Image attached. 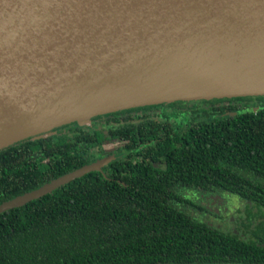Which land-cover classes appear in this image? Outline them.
<instances>
[{
  "label": "trees",
  "instance_id": "1",
  "mask_svg": "<svg viewBox=\"0 0 264 264\" xmlns=\"http://www.w3.org/2000/svg\"><path fill=\"white\" fill-rule=\"evenodd\" d=\"M225 100L144 107L201 112L198 123L118 122L116 131L131 133L121 155L0 212V264H158L187 255L254 261L258 243L192 216L186 209L203 206L177 189L230 193L244 201L246 228L264 223V98L256 108L251 97ZM151 131L165 135L149 144ZM78 134L59 130L1 148L0 203L93 161L99 142ZM154 160L165 167L153 168Z\"/></svg>",
  "mask_w": 264,
  "mask_h": 264
},
{
  "label": "water",
  "instance_id": "2",
  "mask_svg": "<svg viewBox=\"0 0 264 264\" xmlns=\"http://www.w3.org/2000/svg\"><path fill=\"white\" fill-rule=\"evenodd\" d=\"M252 95H264V0H0V149L124 108Z\"/></svg>",
  "mask_w": 264,
  "mask_h": 264
},
{
  "label": "flooded vegetation",
  "instance_id": "3",
  "mask_svg": "<svg viewBox=\"0 0 264 264\" xmlns=\"http://www.w3.org/2000/svg\"><path fill=\"white\" fill-rule=\"evenodd\" d=\"M246 97L253 98L252 105L256 108L258 107V104H261V101H262V100L258 101L257 98L259 97L264 98V95L231 96V97H217V98H207V99L199 98V99H187V100H180V101L188 103V104L199 102L198 105H203L205 107H208V105L211 104L210 102H207L208 100L217 99V100H221L225 102V101H228L225 99L246 98ZM175 101H172L169 103L163 102V104L170 105L171 103ZM152 105H159V104L129 107V108H124V109L117 110V111L97 114L95 116H92L88 123L79 125L77 122H70V123H66V124L53 128L51 132L56 133L60 130L63 133L68 134V136L71 137L72 139H74L76 136V131H79L80 132V134H78L79 137H83L84 140L92 139L95 142H99L100 144L99 146L98 145L96 146L97 148L92 149V151L89 152V154L94 157L93 161H96L97 159H100V158L110 157V156H112L111 160H113L116 156H119L122 154V147L123 145L126 144L125 139L126 137H129L131 134L130 131H125L124 133H119L118 131H116L118 128H120V126L117 124L118 122H122L123 120H125V121H135L136 123H139V122H147L149 120L154 119L157 121L163 120V121H168V122H176V125L174 126L176 127L177 124H179L180 122H186V121L193 122V123L202 122L203 118L205 117L204 115H202L201 112H195V111L187 113L185 111L180 112V111H172V110H163V109L153 110V109L144 108V107H149ZM132 109L133 110L140 109L139 111L136 112L137 116L135 118H131L127 120L123 118L119 120L110 118V116L114 113H121V112L129 111ZM226 112L229 115H234L236 113L235 111H226ZM136 128H130V129H136ZM151 132L153 133L150 136L151 140L147 139V142L153 145L157 143V140H160L165 135V134L164 135L157 134L158 132L156 133H154L153 131ZM169 133L172 134L173 131H170ZM135 134L138 139L140 138V136L142 137L141 133H139L138 128ZM139 146H141V143L139 144ZM111 160H109L108 162H110ZM156 166L165 167V162L154 160V162L152 163V167L154 168ZM177 189L180 192V194L185 195L182 190L186 188H177ZM188 189H190L192 192L197 191L193 187L188 188ZM216 192H223V191L218 190ZM186 210L192 216H195L198 219L206 222L208 225L213 226L208 221L202 219L201 215L193 213L192 209H186ZM194 210L201 214L200 211L203 209H194ZM245 217H246V212L244 209V213L242 217L240 218L241 220L239 221L240 225L242 226L241 233L235 232V230L229 231L220 226L219 227L213 226V227L220 228L226 232L235 233L239 235L240 237H242L243 239L253 240L254 242L258 243L261 246L260 253H259V256L256 259H254V261L238 262V261L232 260L231 258L229 259H219V258L201 259L198 256H194L192 258V257H187V256H190V255H187V256H179L177 258H172L170 260L157 261V263L159 262L158 264H264V223L262 222L260 223V220L256 222V220L258 219L256 220L254 219L253 223H251L248 226V228H246L242 222V221H245ZM256 224H258L259 227L256 226ZM255 231H257V235H255Z\"/></svg>",
  "mask_w": 264,
  "mask_h": 264
},
{
  "label": "rangeland",
  "instance_id": "4",
  "mask_svg": "<svg viewBox=\"0 0 264 264\" xmlns=\"http://www.w3.org/2000/svg\"><path fill=\"white\" fill-rule=\"evenodd\" d=\"M187 196L200 203L203 207L200 212L195 211L196 207H191L192 212L201 215V218L211 223L213 226L223 227L226 230L241 233L242 226L239 221L244 213V201L236 196L225 192H207L202 191L192 192L186 188L182 190ZM205 209V210H204Z\"/></svg>",
  "mask_w": 264,
  "mask_h": 264
}]
</instances>
